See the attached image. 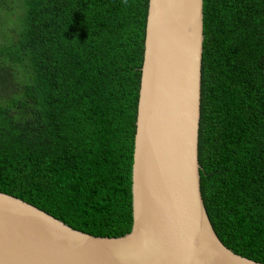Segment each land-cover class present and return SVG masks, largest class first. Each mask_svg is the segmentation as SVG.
<instances>
[{
	"label": "trees",
	"instance_id": "trees-1",
	"mask_svg": "<svg viewBox=\"0 0 264 264\" xmlns=\"http://www.w3.org/2000/svg\"><path fill=\"white\" fill-rule=\"evenodd\" d=\"M18 1L0 0V37L14 35L0 78L24 72L15 96L0 97V191L121 236L148 0H21V11ZM198 161L216 235L264 263V0H203Z\"/></svg>",
	"mask_w": 264,
	"mask_h": 264
},
{
	"label": "water",
	"instance_id": "water-1",
	"mask_svg": "<svg viewBox=\"0 0 264 264\" xmlns=\"http://www.w3.org/2000/svg\"><path fill=\"white\" fill-rule=\"evenodd\" d=\"M203 0H148L129 232L94 236L0 191V264H264L227 248L200 191Z\"/></svg>",
	"mask_w": 264,
	"mask_h": 264
},
{
	"label": "rangeland",
	"instance_id": "rangeland-1",
	"mask_svg": "<svg viewBox=\"0 0 264 264\" xmlns=\"http://www.w3.org/2000/svg\"><path fill=\"white\" fill-rule=\"evenodd\" d=\"M20 3L21 0H19L15 5L16 8L20 10ZM21 11V10H20ZM8 13H6L7 16ZM3 13L2 10L0 9V18L2 17ZM8 21L10 22L9 27L14 26L17 23V17L14 13L8 14L7 17ZM11 23L12 21H14ZM14 36L12 33H10L7 29L4 31V34L0 37V50L9 44L11 41L12 37ZM23 70L19 69L17 67H14L13 65L10 66V68L7 70L5 75L0 78V97L3 98L4 100H9L15 96V93L19 89V85L21 83V75L23 74Z\"/></svg>",
	"mask_w": 264,
	"mask_h": 264
}]
</instances>
